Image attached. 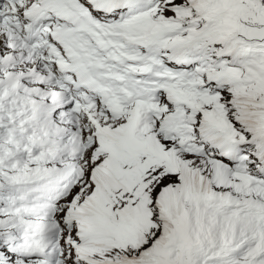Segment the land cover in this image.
Here are the masks:
<instances>
[{
	"label": "snow or ice",
	"instance_id": "obj_1",
	"mask_svg": "<svg viewBox=\"0 0 264 264\" xmlns=\"http://www.w3.org/2000/svg\"><path fill=\"white\" fill-rule=\"evenodd\" d=\"M0 264H264V0H0Z\"/></svg>",
	"mask_w": 264,
	"mask_h": 264
}]
</instances>
